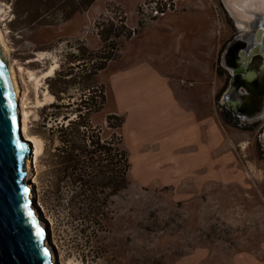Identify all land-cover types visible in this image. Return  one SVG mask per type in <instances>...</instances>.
<instances>
[{
  "label": "rangeland",
  "instance_id": "obj_1",
  "mask_svg": "<svg viewBox=\"0 0 264 264\" xmlns=\"http://www.w3.org/2000/svg\"><path fill=\"white\" fill-rule=\"evenodd\" d=\"M34 7L31 0H0V29L8 65L26 90L29 131L44 143L34 190L53 259L264 264V107L253 119L238 118L222 96L230 84L228 46L256 28H239L225 0H95L64 22L56 10L38 16ZM163 54L165 63L156 64ZM100 56L111 58L110 68L89 77ZM110 74H119L118 94L129 112L122 130L132 167L128 188L110 198L109 218L95 237L92 228L84 232L60 216L62 207L48 212L41 199L55 205L49 152L59 143L53 117L64 122L62 116L72 113L66 104L96 83L104 86L107 105L92 119L105 128L107 114L119 110ZM68 191L62 187V202Z\"/></svg>",
  "mask_w": 264,
  "mask_h": 264
},
{
  "label": "trees",
  "instance_id": "obj_2",
  "mask_svg": "<svg viewBox=\"0 0 264 264\" xmlns=\"http://www.w3.org/2000/svg\"><path fill=\"white\" fill-rule=\"evenodd\" d=\"M94 1L31 0V3L36 6L34 11L39 13L38 16H43L41 11L45 9L56 10L60 15L58 20L64 22L76 13L91 7ZM26 12L29 13L27 10ZM58 20L49 21L47 24L55 25ZM99 53L103 52L94 54ZM100 57L102 62L94 64L89 77H94L107 68L111 58ZM85 59L77 60L82 61L79 64L84 65ZM58 75L66 74L61 71ZM83 92L81 97L66 104L72 108V113L62 116L64 122H59L58 115L53 117L55 120L51 131L53 138L59 143L49 152V163L53 168L55 205L45 197H42L41 202L48 212L62 207L63 212H59L60 216L64 214L68 222L80 226L84 232L92 228L94 236L97 237L98 233L104 230L109 218L107 208L110 198L128 188L130 184L129 173L132 164L122 130L125 116L112 111L106 116L105 128L95 125L93 115L105 109L107 105L106 91L103 85L94 83L86 85ZM55 94L62 100L59 92ZM63 186H67L69 191L62 202Z\"/></svg>",
  "mask_w": 264,
  "mask_h": 264
},
{
  "label": "water",
  "instance_id": "obj_3",
  "mask_svg": "<svg viewBox=\"0 0 264 264\" xmlns=\"http://www.w3.org/2000/svg\"><path fill=\"white\" fill-rule=\"evenodd\" d=\"M262 20V14H255L247 23L258 29L254 54L262 48ZM17 95L14 68L8 65V49L0 32V264H55L49 232L34 208L37 197L32 198L27 180L31 146L22 133ZM260 137L264 140L263 133Z\"/></svg>",
  "mask_w": 264,
  "mask_h": 264
},
{
  "label": "flooded vegetation",
  "instance_id": "obj_4",
  "mask_svg": "<svg viewBox=\"0 0 264 264\" xmlns=\"http://www.w3.org/2000/svg\"><path fill=\"white\" fill-rule=\"evenodd\" d=\"M254 28L248 36L233 40L225 53L230 84L222 96L228 101L229 113L238 118L253 119L264 107V36L261 52L254 54L258 44V29Z\"/></svg>",
  "mask_w": 264,
  "mask_h": 264
},
{
  "label": "bare ground",
  "instance_id": "obj_5",
  "mask_svg": "<svg viewBox=\"0 0 264 264\" xmlns=\"http://www.w3.org/2000/svg\"><path fill=\"white\" fill-rule=\"evenodd\" d=\"M225 2L227 6L230 8L231 13L237 16L238 26L241 29H247L248 25L246 24L252 21V17L255 16L256 11L261 12L264 18V0H225ZM0 32L4 40V36H3L1 29H0ZM9 66H12V65H9ZM19 69L21 70L22 68H19ZM55 69L56 67L53 66L46 72L45 75L47 76L51 75ZM20 70H19V73H20ZM14 72H15V77H16L17 87H18V95H17V102H18L17 108L18 109L17 110H18V114L20 117V121H21L22 133H23L25 140H27L31 146V152H30L28 162H27V169H28L27 180L31 188V196L33 199H35L37 195L34 190L35 178H34L33 170H34V167L35 168L37 167L38 157L43 151L44 143L42 139L34 136L29 131L28 112L24 107V105H26V101H25L26 90H23L21 87V78L19 77L21 75H18L17 69L14 68ZM34 208L37 209V205L35 203H34ZM43 221L44 220L42 219L41 223ZM43 225L46 227L45 223ZM48 246L51 248V244L50 245L48 244ZM51 252L53 254V250H51ZM53 260L55 264H59V262L56 259H53Z\"/></svg>",
  "mask_w": 264,
  "mask_h": 264
},
{
  "label": "crops",
  "instance_id": "obj_6",
  "mask_svg": "<svg viewBox=\"0 0 264 264\" xmlns=\"http://www.w3.org/2000/svg\"><path fill=\"white\" fill-rule=\"evenodd\" d=\"M166 14L167 13H163V16L166 15ZM198 22H199V20H198ZM136 52L140 53V55H141V52L140 51H136ZM172 53H173V51L169 50V58H170V55ZM160 57H161L160 60H155L156 61V64L157 63H160V64L165 63V61H166V55L163 54ZM141 59H144V58H141ZM172 59H173L174 62L176 61L175 57H173V54H172ZM148 60H149L150 64L152 65V67H151L152 68V73L157 74V71L155 72L154 69H156L158 71L160 69L154 64V62H152V59L149 58ZM165 67H167V66L165 65ZM108 68H110V65L106 69H108ZM110 76H111V78H109L110 79V84H111V87L110 88H111L112 93H113V96H114V98L116 100V104L119 105V110H117L116 112L119 113V114H121V115H124L125 116V123H126V117H127V115H128L129 112L127 111V109H125L123 107L122 100L120 99L119 94H118V79L117 78L119 77V74H117V75H113V74L111 75L110 74ZM156 77L159 78V80L161 81L162 84H164V85H168L169 84L168 83V80L166 79L165 76H160L159 77V76L156 75ZM128 117H129V115H128ZM125 123H124V125H125ZM211 126H212V124H211ZM218 133H220V131H218Z\"/></svg>",
  "mask_w": 264,
  "mask_h": 264
},
{
  "label": "built area",
  "instance_id": "obj_7",
  "mask_svg": "<svg viewBox=\"0 0 264 264\" xmlns=\"http://www.w3.org/2000/svg\"><path fill=\"white\" fill-rule=\"evenodd\" d=\"M157 13H159V11H158V10H157ZM183 83H184V84H186V81H185V80H183ZM193 85H194V83H193V82H190V83H189V86H191V87H192Z\"/></svg>",
  "mask_w": 264,
  "mask_h": 264
}]
</instances>
